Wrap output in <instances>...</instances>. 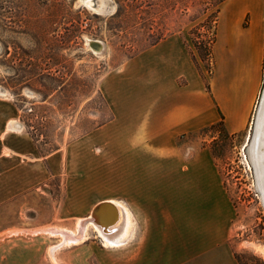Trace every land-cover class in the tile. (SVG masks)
Returning <instances> with one entry per match:
<instances>
[{
  "label": "rangeland",
  "instance_id": "1",
  "mask_svg": "<svg viewBox=\"0 0 264 264\" xmlns=\"http://www.w3.org/2000/svg\"><path fill=\"white\" fill-rule=\"evenodd\" d=\"M109 1L111 13L93 0H0V264H107L132 250L131 213L125 246L105 244L91 226L82 241L52 251L64 240L61 231L79 234L81 217L92 213H67L66 174L24 184L6 176L26 173L28 165L47 174L46 155L108 121L112 111L100 91L105 77L155 40L183 35L205 75L213 71L208 53L220 0ZM256 3L264 24V0ZM246 19L249 24L250 12ZM95 40L98 51L91 46ZM251 52L244 47L246 63ZM263 88L264 56L256 106ZM251 121L239 133L219 126L182 141L190 143L191 158L201 147L211 151L235 206V254L243 264H263L264 203L246 147ZM16 125L19 130H10ZM116 176L115 169V185Z\"/></svg>",
  "mask_w": 264,
  "mask_h": 264
},
{
  "label": "crops",
  "instance_id": "2",
  "mask_svg": "<svg viewBox=\"0 0 264 264\" xmlns=\"http://www.w3.org/2000/svg\"><path fill=\"white\" fill-rule=\"evenodd\" d=\"M256 2H222L211 75L183 35L161 39L105 77L100 91L112 111L108 121L46 155L47 174L28 165L26 173L8 174L7 180L24 184L66 174V210L76 215H90L103 199L123 204L136 220L133 247L107 264H241L231 245L235 206L219 165L207 147L191 158L190 143L182 139L222 115L231 134L249 127L264 56ZM245 46L252 50L247 70ZM115 169L116 185L110 180Z\"/></svg>",
  "mask_w": 264,
  "mask_h": 264
},
{
  "label": "bare ground",
  "instance_id": "3",
  "mask_svg": "<svg viewBox=\"0 0 264 264\" xmlns=\"http://www.w3.org/2000/svg\"><path fill=\"white\" fill-rule=\"evenodd\" d=\"M90 3L91 5L92 3L95 5L94 2ZM95 6H99L101 12L113 10L114 8L109 0H102ZM91 46L95 47V50L98 51L100 44L95 40L91 41ZM248 64L246 63L245 65L246 70ZM253 124L254 131L252 128L253 133H250L246 147L251 156L252 165H254L257 189L264 203V88L256 106ZM130 224L131 212L123 204L116 199L100 200L93 207L91 216L80 219L79 234L73 233L72 231H61L64 240L53 246L52 251L65 243L73 244L82 241L86 237L85 231L91 226L105 244L113 247L120 246L126 240L125 236L127 235ZM52 232L56 233V231Z\"/></svg>",
  "mask_w": 264,
  "mask_h": 264
},
{
  "label": "trees",
  "instance_id": "4",
  "mask_svg": "<svg viewBox=\"0 0 264 264\" xmlns=\"http://www.w3.org/2000/svg\"><path fill=\"white\" fill-rule=\"evenodd\" d=\"M223 1H225V0H220V2H223ZM219 11H220V9L218 10V13H219ZM217 23H218V17L216 16V20H215V32H214V38H213V41H212L213 43H214L215 38H216V26H217ZM244 25H245V26L248 25V21H247V19L245 20ZM165 37H166V36H165ZM165 37H161V38L155 40V41L152 42L148 47H150V46L156 44L157 42H159L161 39H163V38H165ZM213 43H212V46H213ZM148 47H145L144 50L147 49ZM212 53H213V51H212V47H211V50H210V52H209L208 54H210V55L213 57V54H212ZM202 59L204 60L203 57H202ZM207 86H208V85H207ZM219 126H223V127L226 129L225 124H224V116H223V115H222V118H221L220 121H218L217 123H215V124H213V125H211V126H209V127H207V128L215 129V128L219 127ZM205 129H206V128H205ZM226 130H227V129H226ZM236 257H237V256H236ZM237 259L239 260V262H240L241 264H243V263L240 261V259H239L238 257H237ZM263 264H264V263H263Z\"/></svg>",
  "mask_w": 264,
  "mask_h": 264
},
{
  "label": "water",
  "instance_id": "5",
  "mask_svg": "<svg viewBox=\"0 0 264 264\" xmlns=\"http://www.w3.org/2000/svg\"><path fill=\"white\" fill-rule=\"evenodd\" d=\"M102 0H93V2H94V4L95 5H97V4H99L100 2H101ZM113 10H106V13H111ZM254 125V124H253ZM253 131H254V126H253ZM253 131H252V133H253ZM247 150H248V148H247ZM250 159H251V156H250ZM251 162H252V160H251ZM254 166V165H253Z\"/></svg>",
  "mask_w": 264,
  "mask_h": 264
},
{
  "label": "built area",
  "instance_id": "6",
  "mask_svg": "<svg viewBox=\"0 0 264 264\" xmlns=\"http://www.w3.org/2000/svg\"><path fill=\"white\" fill-rule=\"evenodd\" d=\"M253 119H254V118H253ZM253 119H252L251 123L253 122Z\"/></svg>",
  "mask_w": 264,
  "mask_h": 264
}]
</instances>
